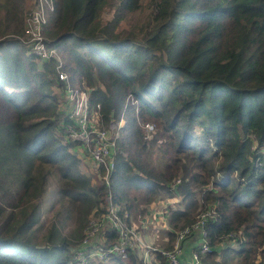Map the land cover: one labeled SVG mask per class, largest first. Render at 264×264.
Listing matches in <instances>:
<instances>
[{"label":"trees","instance_id":"16d2710c","mask_svg":"<svg viewBox=\"0 0 264 264\" xmlns=\"http://www.w3.org/2000/svg\"><path fill=\"white\" fill-rule=\"evenodd\" d=\"M25 2L0 0V264H82L84 228L109 194L141 225L150 205L168 213L169 228L153 231L170 241L214 207L202 263L225 264L215 257L228 243L246 264H264V0H56L44 32L63 68L90 88L105 123L126 117L110 184L94 183L70 151L83 146L67 133L65 82L56 59L30 52ZM149 120L157 128L147 135ZM53 174L61 199L46 222ZM88 264L142 259L133 251Z\"/></svg>","mask_w":264,"mask_h":264},{"label":"built area","instance_id":"2783aa9c","mask_svg":"<svg viewBox=\"0 0 264 264\" xmlns=\"http://www.w3.org/2000/svg\"><path fill=\"white\" fill-rule=\"evenodd\" d=\"M55 9V0H34L25 17V38L30 52L42 61L52 59L58 61L57 71L59 78L65 82V98L69 105L71 122L67 127L68 136L72 140L81 141L82 146L101 168L104 178L102 182L110 184L115 167V155L119 147L118 136L111 134L110 130L100 122L101 120L104 123L101 117L102 105L99 102L92 107L90 88L73 83L69 73L63 68L64 63L60 53L49 44L44 27L49 14ZM123 123L124 115L118 120L112 119L108 124L112 128L119 129ZM145 129L150 134L154 124L147 122ZM107 201L105 213L100 218H91L84 229V245L78 250L77 263L88 264L93 259L107 261L116 254L129 258L131 252L140 249L142 264H161L155 257L157 252L154 251L157 250L164 254L167 264H203L202 256L211 251L206 222L208 218H218V212L214 207L203 211L199 215L200 218L191 225L180 228L169 249H160L143 237L142 228L148 226V223H145L146 218L142 219V225L139 226L134 223L132 212L129 209L122 210L112 194L107 196ZM113 232L115 238L111 240L108 233ZM194 232L199 233L200 239L190 255H187L184 253V244Z\"/></svg>","mask_w":264,"mask_h":264},{"label":"rangeland","instance_id":"374dc122","mask_svg":"<svg viewBox=\"0 0 264 264\" xmlns=\"http://www.w3.org/2000/svg\"><path fill=\"white\" fill-rule=\"evenodd\" d=\"M34 0H26L25 2V10L28 13L30 7L33 5ZM56 3V0H55ZM147 12L146 8L140 9L138 12H136L135 16H139V15H145ZM26 13V15H27ZM112 15V10L110 9V7L108 5H106L102 11V16L105 19L110 18ZM140 19L141 17H136V19ZM26 20V18H25ZM38 60V59H37ZM62 97H60L61 99ZM64 101V99H62ZM122 117V116H121ZM112 120V119H111ZM110 120V121H111ZM117 120V119H116ZM100 122L102 123L103 126L107 127L111 134H116L119 139V137L122 134V129L123 126L126 124V117L124 116V123L122 124V126L118 129L117 127H110V124L108 123H103L101 120ZM150 123L154 124V129L152 132L156 131V123L154 121L151 122V120L147 121ZM145 122L143 124V129L145 130L146 134L148 135L146 129H145V124L147 123ZM143 130V132H144ZM150 132V133H152ZM72 140V139H71ZM74 142H81L80 140H72ZM119 145V142H118ZM71 152L73 153H77L79 156H81V164H82V168L84 170H87V168L89 169V174L92 177V180L94 183H99L101 182L104 178L102 175V170L101 168L98 167L97 163L93 160V158L90 156L89 152H87V150L85 149V147L81 148V146H76L72 149H70ZM81 151V152H78ZM128 154V153H127ZM152 154H153V158H154V162L156 165H158L160 168H164L165 164H166V159L165 156L163 154L162 151H160L158 148H155L152 150ZM84 155V159L82 160V156ZM90 170H92L90 172ZM58 181L57 175L53 174L50 178V181L47 185L46 191L43 194L42 197V209H43V219L48 222V218L51 217L52 215V210L54 208V205L56 204V200L61 199V196H59L58 194V184L56 185ZM176 198H181V195L178 197H174L171 198L172 201H174ZM178 201H176V203H174L173 205L177 206ZM173 207L172 205H170L169 208ZM157 208L156 212H154L153 210ZM210 207H208L209 209ZM158 211V207L155 205H150L145 213V223H148V227H155L152 230H146L144 232V230H142L143 232V237L145 240H149L151 243H153L157 248L160 249H166V247L168 246H172V243L175 239V236H173L171 238L172 241H170V237L168 235V233H166V231H162V232H155L156 228L158 229H168L169 228V214L168 213H163V212H157ZM197 212V211H196ZM195 212V213H196ZM160 213H163V215H161ZM200 212L196 213L195 218H197V216L199 215ZM202 213V212H201ZM143 214V213H141ZM137 215L141 216L140 213H138ZM143 216V217H144ZM139 220H135L134 219V223H136L137 225L141 226V220L139 217H137ZM148 221V222H147ZM73 223L71 221L70 225L67 227V229L69 228H73ZM87 226V225H86ZM85 229V228H84ZM155 230V231H153ZM180 229H178L177 231H179ZM176 231V232H177ZM153 236V237H152ZM79 244V243H78ZM171 244V245H170ZM228 244V243H227ZM226 244V245H227ZM229 244L234 247V248H239L240 245H238L237 242H231L229 241ZM226 245H223V250L222 252L220 251V254L218 253V255L215 257V259H220L221 261H225V264H246L244 257H235V252L231 249H229L228 247H225ZM135 251L139 252V256H141V251L140 249H137ZM156 257V255H155ZM260 261V257H257L256 261L254 262L255 264H257Z\"/></svg>","mask_w":264,"mask_h":264},{"label":"crops","instance_id":"0c3cea01","mask_svg":"<svg viewBox=\"0 0 264 264\" xmlns=\"http://www.w3.org/2000/svg\"><path fill=\"white\" fill-rule=\"evenodd\" d=\"M199 239V233H196L193 237L187 238L184 244V253L190 255L191 251L196 247Z\"/></svg>","mask_w":264,"mask_h":264}]
</instances>
